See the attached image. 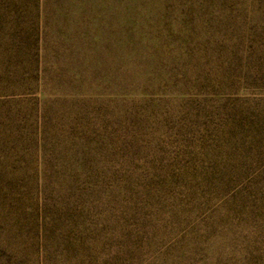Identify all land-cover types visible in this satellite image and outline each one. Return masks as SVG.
I'll return each instance as SVG.
<instances>
[{
    "label": "rangeland",
    "instance_id": "obj_1",
    "mask_svg": "<svg viewBox=\"0 0 264 264\" xmlns=\"http://www.w3.org/2000/svg\"><path fill=\"white\" fill-rule=\"evenodd\" d=\"M0 264H264V0H0Z\"/></svg>",
    "mask_w": 264,
    "mask_h": 264
}]
</instances>
